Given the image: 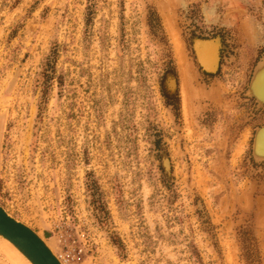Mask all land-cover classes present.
Masks as SVG:
<instances>
[{
    "label": "rangeland",
    "instance_id": "rangeland-1",
    "mask_svg": "<svg viewBox=\"0 0 264 264\" xmlns=\"http://www.w3.org/2000/svg\"><path fill=\"white\" fill-rule=\"evenodd\" d=\"M263 59L264 0H0V206L61 264H264Z\"/></svg>",
    "mask_w": 264,
    "mask_h": 264
},
{
    "label": "water",
    "instance_id": "water-1",
    "mask_svg": "<svg viewBox=\"0 0 264 264\" xmlns=\"http://www.w3.org/2000/svg\"><path fill=\"white\" fill-rule=\"evenodd\" d=\"M258 76L253 75L250 90H254ZM260 80V79H259ZM258 136V137H257ZM264 126L257 132L256 139L264 141ZM254 153V152H253ZM255 155V154H254ZM0 236L8 240L31 264H61L60 261L48 249L44 241L25 224L9 216L0 206Z\"/></svg>",
    "mask_w": 264,
    "mask_h": 264
},
{
    "label": "bare ground",
    "instance_id": "bare-ground-1",
    "mask_svg": "<svg viewBox=\"0 0 264 264\" xmlns=\"http://www.w3.org/2000/svg\"><path fill=\"white\" fill-rule=\"evenodd\" d=\"M213 45H214V55H215V57L214 58H216V62H218V58H219V45H218V41L217 40H215V39H212V40H199V39H197V40H195L194 41V48H195V53H196V57H197V59H198V62H199V64L203 67V69L204 70H206V71H209V72H214L215 71V68L214 69H212V70H209L208 68H207V66H205V64H204V58H202V53H203V50H202V48H204V49H207V48H209V47H213ZM211 50V49H210ZM206 50H204V52H205ZM208 52V51H207ZM212 52V51H211ZM211 52H209L210 53V55H211ZM209 53H207V54H209ZM204 54V53H203ZM206 54V55H207ZM209 55V56H210ZM212 56V55H211ZM209 57V58H212V57ZM203 57H205V56H203ZM214 58H213V61H215L214 60ZM204 59V60H203ZM212 63V62H211ZM209 65H211L210 63H209ZM217 65V64H216ZM256 75H260V76H258V78H257V80L255 81V87H254V90H250L249 89V93L251 94V95H253L254 97H255V99L257 100V102L258 103H264V59H263V61L256 67V69H255V76ZM252 79H253V77H252ZM252 79H251V82H252ZM260 79V80H259ZM250 82V83H251ZM264 126V125H263ZM260 128H258V130H259ZM257 130V131H258ZM256 131V132H257ZM255 137H256V133H255ZM258 137V136H257ZM264 137V136H263ZM264 139V138H263ZM253 152H254V154H255V156H256V158L257 159H259V160H264V141L262 140V139H256V141L254 140V142H253ZM7 213V212H6ZM8 214V213H7ZM9 215V214H8ZM10 216V215H9ZM28 227V226H27ZM31 229V228H30ZM32 230V229H31ZM1 237V236H0ZM39 237V236H38ZM3 238V237H2ZM3 239H5V238H3ZM6 240V239H5ZM10 245H12L8 240H6ZM43 241V240H42ZM45 243V242H44ZM13 246V245H12ZM47 246V245H46ZM14 247V246H13ZM48 247V246H47ZM49 249V248H48ZM14 250L15 251H13L12 249H11V251H10V253H12L13 254V256L15 257V258H17L18 260L20 259L24 264H31L30 263V261L22 254V253H20L15 247H14ZM50 250V249H49ZM13 251V252H12ZM51 251V250H50ZM52 252V251H51ZM11 254V255H12ZM53 254V253H52ZM54 255V254H53ZM55 256V255H54ZM56 257V256H55ZM13 258V257H12ZM57 258V257H56ZM11 259V258H10ZM16 259V261H18ZM58 259V258H57ZM13 260V259H12ZM19 260V261H20ZM13 261H15V260H13ZM15 261V262H16ZM20 261V262H21ZM19 263V262H18Z\"/></svg>",
    "mask_w": 264,
    "mask_h": 264
},
{
    "label": "flooded vegetation",
    "instance_id": "flooded-vegetation-1",
    "mask_svg": "<svg viewBox=\"0 0 264 264\" xmlns=\"http://www.w3.org/2000/svg\"><path fill=\"white\" fill-rule=\"evenodd\" d=\"M170 82H171V81H170ZM171 83H172V82H171ZM171 83H170V84H171Z\"/></svg>",
    "mask_w": 264,
    "mask_h": 264
}]
</instances>
